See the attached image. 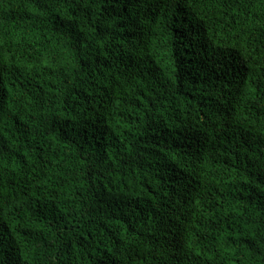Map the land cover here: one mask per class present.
I'll use <instances>...</instances> for the list:
<instances>
[{"label":"trees","instance_id":"16d2710c","mask_svg":"<svg viewBox=\"0 0 264 264\" xmlns=\"http://www.w3.org/2000/svg\"><path fill=\"white\" fill-rule=\"evenodd\" d=\"M0 264H264V0H0Z\"/></svg>","mask_w":264,"mask_h":264}]
</instances>
